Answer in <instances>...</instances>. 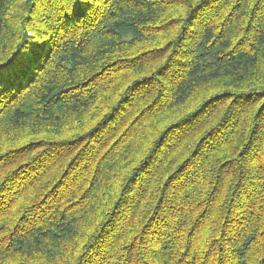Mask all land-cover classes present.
<instances>
[{"label": "trees", "instance_id": "trees-1", "mask_svg": "<svg viewBox=\"0 0 264 264\" xmlns=\"http://www.w3.org/2000/svg\"><path fill=\"white\" fill-rule=\"evenodd\" d=\"M0 264H264V0H0Z\"/></svg>", "mask_w": 264, "mask_h": 264}, {"label": "rangeland", "instance_id": "rangeland-1", "mask_svg": "<svg viewBox=\"0 0 264 264\" xmlns=\"http://www.w3.org/2000/svg\"><path fill=\"white\" fill-rule=\"evenodd\" d=\"M153 6H151L150 8H152ZM147 13H149V12H147ZM149 14H152V13H149ZM129 21H131V20H129ZM133 21H139V19H135V20H133ZM150 20H149V17H147V16H145V20L143 21L148 27H150V25H151V23L149 22ZM138 23V26H140V24H141V22H137ZM132 32H130V33H125V35H124V39H129L130 38V36H132ZM247 33H244V34H242L241 36L242 37H244L245 35H246ZM134 35V34H133ZM147 37V36H146ZM145 37V38H146ZM241 37V38H242ZM248 37H250V34L248 35ZM144 40H146V39H144ZM124 47H127V48H137L136 47V45H130V46H124ZM247 47V46H246ZM171 49V48H170ZM127 49H120V51L119 52H121V53H124L125 51H126ZM171 53V51L168 53V54H170ZM130 60L125 64V66H122V67H119L120 69H123L122 71H120L119 73H117V75H118V77H119V79H121L122 78V75L124 76V75H127V74H132V75H135V76H141V75H143L144 74V72H145V69H142L141 67H143V66H147V59L148 58H143L142 60H140V61H138V62H133L132 61V58H133V60H137V59H140V58H142V55L140 54V55H138V56H133L132 55V57H131V55H128V54H125ZM147 60V61H146ZM178 59H177V57H175L174 58V62L172 63L173 65L171 66L172 67V69L173 70H175V68H176V66H177V64H179V62L177 61ZM146 61V62H145ZM157 59H155V62H154V64H156L157 63ZM145 62V63H144ZM118 68V69H119ZM134 70H136V71H134ZM245 70V69H244ZM233 74H237V77L234 79V78H232V77H230L232 80H240L242 77H246L247 76V72H243L242 71V68H238V69H233ZM232 76V75H231ZM93 76H91V78H92ZM173 80V79H172ZM169 81V82H167V80H165L164 79V77H161V76H159V77H157V79H156V81H154L155 82V86H156V88H158V89H161V90H163V89H165V95L168 93L170 96H171V98L170 99H173L172 98V96L173 95H175L176 94V92H175V89H176V86L177 85H175L177 82H179L180 80H181V78L180 77H178L177 79H174V81ZM183 81V80H182ZM212 87H209V88H206V90L204 91V89H199L198 91H196L194 94H192V92H191V96H190V94H188V96H190V98H189V100H187L182 106H183V108L181 109V110H187V111H189L190 110V107L192 108L197 102H199L200 100H198L199 98H201L202 96H204L206 93H208V92H210V90H214V89H216L217 91L220 89V86H221V84L220 85H216V84H214V85H211ZM66 86H64L63 88H65ZM62 88V89H63ZM78 91V90H77ZM82 92H84V91H80V92H73L72 94H68L67 96H71V95H77V96H81V95H86V93L85 94H81ZM226 96V95H225ZM225 96H223V97H225ZM166 97V96H165ZM172 102H174V101H172ZM195 102V104H193ZM131 104V102L129 103V105ZM128 105V106H129ZM104 111H106V109H104ZM172 111V110H171ZM178 111H173V112H170V114H174V113H177Z\"/></svg>", "mask_w": 264, "mask_h": 264}]
</instances>
